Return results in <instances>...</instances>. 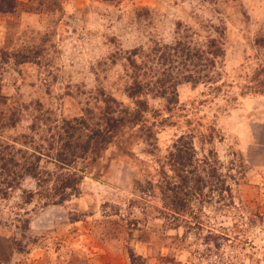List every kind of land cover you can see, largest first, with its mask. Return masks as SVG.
<instances>
[{
    "label": "rangeland",
    "instance_id": "1",
    "mask_svg": "<svg viewBox=\"0 0 264 264\" xmlns=\"http://www.w3.org/2000/svg\"><path fill=\"white\" fill-rule=\"evenodd\" d=\"M0 264H264V0H0Z\"/></svg>",
    "mask_w": 264,
    "mask_h": 264
},
{
    "label": "trees",
    "instance_id": "2",
    "mask_svg": "<svg viewBox=\"0 0 264 264\" xmlns=\"http://www.w3.org/2000/svg\"><path fill=\"white\" fill-rule=\"evenodd\" d=\"M12 1H13V0H12ZM6 5L12 6V3L9 2V3H7ZM139 83H141V82H139ZM141 87H142V85H140V84L137 85V84H136L133 90H134V91H135L136 89H138V90H137V92H134V91H133V92H134V93H138V92L142 91L143 89H142ZM87 145H88V144H87ZM73 155H75V154H73ZM65 159H66V158H65ZM64 161H65V160H64ZM69 187H70L69 185L66 186V188H69Z\"/></svg>",
    "mask_w": 264,
    "mask_h": 264
}]
</instances>
